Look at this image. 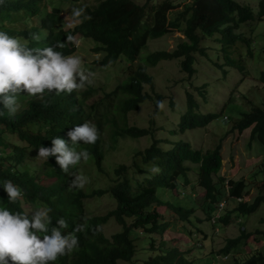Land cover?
<instances>
[{
    "label": "trees",
    "instance_id": "16d2710c",
    "mask_svg": "<svg viewBox=\"0 0 264 264\" xmlns=\"http://www.w3.org/2000/svg\"><path fill=\"white\" fill-rule=\"evenodd\" d=\"M42 3L43 0H3L0 4V31L12 37L23 38L21 43L33 48L54 47L57 42L64 43L68 35L92 39L98 44L95 52L104 54L99 62L102 66L116 64L122 57L132 64L150 40L178 33L182 34L185 40L176 50L152 53L147 63L156 67L161 61L184 58L182 68L190 76L196 71L195 54H206V49L202 47L205 36L221 33L220 42L224 50L245 47L247 56L254 57L253 38L238 34L237 30L241 24L254 21L255 15L249 6L235 0H185L183 4H176L173 0H148L143 5L133 0H102L95 7H85L80 22L68 30L56 29L62 22L58 8L42 16L40 25L23 27L19 19L40 15ZM258 19L264 20V0H259ZM222 27L225 28L222 30ZM32 34H39L40 41L31 40ZM74 46V43L69 42L64 48L55 50L62 51L65 55H73ZM260 55L264 57V47ZM229 59L231 58L228 57L227 60ZM243 62L240 59L234 64L242 73L245 71ZM260 82L264 84V71L261 72ZM154 85V78L149 75L147 67L140 65L124 83L106 95L107 98H118L119 94L125 96L117 107L123 124L120 127L115 120L111 121L115 129L112 133L113 139L126 136L138 139L151 134V128L129 126L127 118L130 112L139 110L140 106L151 98L145 88H154ZM199 90L200 95L206 99L204 86ZM79 91H73L71 94L64 92L60 95L55 92L45 93L43 100L38 97L27 99L26 93H21L17 97L21 107L15 117H9L6 110L5 115L0 116V208L7 207L13 213L28 214L23 203L47 207L51 209L49 228L56 227L57 220L63 218L68 224V228L62 230L64 232L73 231L78 224H87L84 231L76 232L79 250L74 251L71 256L60 257L55 264L134 262L137 257V239L133 235L138 231L150 237L148 251L156 253L144 259V264H193L189 262L187 255L176 247L167 248L165 241H161L159 247L155 248L156 239L153 237L159 235L163 238L171 226L157 210L158 206L167 207L184 222H190L196 213L197 208L193 205H175L157 197L159 187L176 191L181 178L185 187L191 184L188 174L192 168L188 164L197 166V185L206 192L207 207H204V210L208 215L207 221L218 215V220L228 225L231 213L251 215L264 203V180L257 185L258 196L252 204H248L238 201V198L243 199L246 195V180H227L220 175L224 161L221 143L223 141L214 150L204 152L193 148L186 140L174 143L167 141L172 143V146L166 150L160 146V140L154 138L150 147L136 153L135 159L141 157L143 164L158 167V173L135 184L129 176L130 167L120 165L114 171L116 178L110 188L94 189L91 192L84 189L68 190L73 179L70 173H81V163L75 168H70L69 174H66L52 156L43 163V167L32 173L25 165L29 149L38 153L41 146L51 147L53 138L68 140L67 133L73 127L86 122L98 128L100 138L94 145L80 143L77 150H87L90 153L89 159H93L97 171L104 173L105 150L102 135L105 124L109 122L108 112L104 110L98 114L95 105H92L90 110L86 109V101L94 88L86 86L81 89V93ZM186 97L188 109L173 131L174 134L181 135L188 130L205 128L218 118L214 113H197L198 105L194 95L187 91ZM157 100L161 102L163 97L157 95ZM100 103L103 106L102 100ZM111 105L108 108H111ZM157 108H160L158 103ZM0 109H3L2 104ZM250 129L251 140L264 146V107L256 106L250 112L243 113L232 130L243 134ZM11 137H16L17 142H12L9 139ZM133 166L140 174L148 172L143 166H138L135 160ZM20 167H24L23 171ZM6 180L12 181L23 192L22 198L15 204L9 203L4 191L3 183ZM227 194L229 198L226 200ZM105 195L110 196L116 207L105 216L88 217L83 200ZM223 203L226 206L221 207ZM233 204H236V207L232 210ZM110 220H114L121 227V231L107 238L102 227ZM259 233L246 232L243 229L240 236L228 239L219 254L229 256L242 242ZM235 264H264V253L256 252L244 261H236Z\"/></svg>",
    "mask_w": 264,
    "mask_h": 264
},
{
    "label": "rangeland",
    "instance_id": "374dc122",
    "mask_svg": "<svg viewBox=\"0 0 264 264\" xmlns=\"http://www.w3.org/2000/svg\"><path fill=\"white\" fill-rule=\"evenodd\" d=\"M101 1L43 0L40 15L19 20L23 27L37 26L40 25L42 16L44 17L58 8L61 11L62 22L56 29L68 30L80 22L82 18L72 16L73 7L84 9L87 6L95 7ZM133 1L143 5L148 0ZM173 1L176 4L185 2V0ZM235 1L249 6L255 15L254 21L241 24L237 30L238 34L253 38L254 57L247 56L245 47L224 50L223 44L220 42L221 33L205 36L202 47L206 49V54H195L194 68L196 71L192 76L183 71L182 61L184 58L161 61L156 67H151L147 63L148 57L152 53L176 50L178 45L185 40L182 34H168L150 40L132 64L125 57H122L116 64L108 66H102L99 63L104 54L95 52L94 49L98 47V44L94 40L78 36L75 38V53L73 55L81 59V67L85 72L95 74L94 83L87 86V88H94V91L86 101V109L90 110V107L95 105L97 113L101 114L106 110L109 119V122L104 126L102 135V144L105 150L104 173L97 171L93 159L81 162L80 172L88 178V183L83 188L86 192L110 188L114 184L112 181L116 178L114 171L120 165L130 167L129 176L135 184L138 181H143L146 177H152L155 174L151 171L154 165L143 164L141 157L135 159V155L150 147L154 138L160 140V146L166 150L171 148L172 143L186 140L192 144L193 148L201 149L204 152L214 150L223 141L221 143L224 161L220 175L227 180L244 178L247 183L246 195L239 202L253 203L259 194L257 185L264 180V172H262L264 171V146L251 140V129L243 134L232 129L243 113L250 112L256 106L264 107V84L260 82L261 72L264 71V57L260 55V51L264 47V20L258 19L259 0ZM224 28L222 27V30ZM228 57L231 59L227 60ZM240 59L244 61L245 71L243 73L234 65ZM140 65L147 67L149 75L154 78L155 85L154 88L146 86L145 91L151 98L144 102L139 110L128 114L127 123L129 126L151 128L152 132L150 135L138 139L129 136L113 139L112 133L115 129L111 121L115 120L120 127L123 124L117 107L120 100L125 99V96L119 94L118 98H107L106 95L112 93L119 84L124 83ZM203 86L206 91V99L200 95L199 88ZM187 91L194 95L198 105L197 113L203 115L214 113L218 115V118L205 128L188 130L181 135L174 134L173 131L176 130L181 117L188 109ZM81 92L80 90L79 93ZM157 95L163 97V109L157 108ZM26 97L27 99L37 98L27 94ZM101 100L103 106L100 103ZM110 104H112L111 108H108ZM9 139L12 142H17L16 137ZM36 156L37 152L32 149L28 150L25 165L32 173L43 167V163L46 161L36 159ZM134 160L138 166H143L142 168L147 169L148 172L140 174L137 168L133 166ZM188 165L192 168L188 174L191 184L185 187L181 178L176 191L159 187L157 197L164 202H171L175 205H193L197 208L196 213L191 217L190 222H184L167 207L158 206L157 210L166 221L170 222L171 226L163 238L159 235L153 236L156 239L155 248L159 247L161 241H165L167 248L176 247L180 252L186 254L189 262L193 264H235L236 261H244L256 252L264 253V203L251 215L231 213L230 224L228 225L220 222L218 215L211 221H207L208 215L204 210V207H207L206 192L197 185V166ZM23 168L20 167L19 169L23 171ZM192 188L193 191L191 192ZM227 198H229L228 194L226 200ZM83 205L85 214L90 218L105 216L116 207V203L108 195L85 199ZM23 206L29 215L39 207L26 203H23ZM235 207L236 204H233L231 209L233 210ZM243 229L246 232L256 233L259 231L260 233L242 242L229 256L219 254L226 246L228 239L237 238ZM102 230L107 238H111L115 233L121 231V227L114 220H110L103 225ZM133 236L137 239L136 260L134 262L121 261L118 264H144V259L156 254L148 251L150 237L142 234L141 231L136 232Z\"/></svg>",
    "mask_w": 264,
    "mask_h": 264
},
{
    "label": "clouds",
    "instance_id": "9594fccd",
    "mask_svg": "<svg viewBox=\"0 0 264 264\" xmlns=\"http://www.w3.org/2000/svg\"><path fill=\"white\" fill-rule=\"evenodd\" d=\"M84 12L82 7H73L72 16L80 18ZM22 39L0 31V104L3 105L0 116L5 115L6 110L9 117H15L21 107L17 100L21 93L43 100L45 93L71 94L94 83L95 74L82 69L78 56L55 50L64 48L66 43H74L75 37L68 35L64 43L44 48L27 47L21 43ZM30 39L39 42L41 37L32 34ZM158 107L163 109L164 102H158ZM67 136L68 140L53 138L51 147L41 146L36 159L48 160L54 156L62 171L69 174L70 168L90 158L87 150L78 151L77 146L80 143L94 145L100 132L94 124L86 122L73 127ZM151 171L158 173L160 169L153 166ZM70 175L73 179L69 191L81 190L87 185L85 175L77 172ZM3 188L9 203L15 204L23 196L22 190L10 180L4 181ZM50 211L47 207H38L29 215L0 208V264H55L60 257L71 256L79 250L76 232L84 231L86 222L78 224L71 232H64L68 224L60 218L56 227L49 228Z\"/></svg>",
    "mask_w": 264,
    "mask_h": 264
},
{
    "label": "built area",
    "instance_id": "2783aa9c",
    "mask_svg": "<svg viewBox=\"0 0 264 264\" xmlns=\"http://www.w3.org/2000/svg\"><path fill=\"white\" fill-rule=\"evenodd\" d=\"M223 206V204H221V207Z\"/></svg>",
    "mask_w": 264,
    "mask_h": 264
}]
</instances>
